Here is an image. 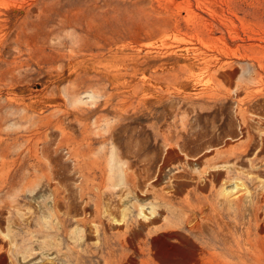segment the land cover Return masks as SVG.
I'll return each mask as SVG.
<instances>
[{
    "label": "rangeland",
    "instance_id": "1",
    "mask_svg": "<svg viewBox=\"0 0 264 264\" xmlns=\"http://www.w3.org/2000/svg\"><path fill=\"white\" fill-rule=\"evenodd\" d=\"M0 264H264V0H0Z\"/></svg>",
    "mask_w": 264,
    "mask_h": 264
}]
</instances>
